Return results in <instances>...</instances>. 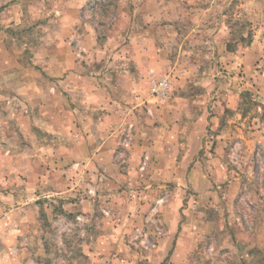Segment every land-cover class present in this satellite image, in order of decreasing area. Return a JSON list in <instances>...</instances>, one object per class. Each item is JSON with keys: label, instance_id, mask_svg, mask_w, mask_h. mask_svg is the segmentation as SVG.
<instances>
[{"label": "clouds", "instance_id": "clouds-1", "mask_svg": "<svg viewBox=\"0 0 264 264\" xmlns=\"http://www.w3.org/2000/svg\"><path fill=\"white\" fill-rule=\"evenodd\" d=\"M13 2L0 264H264V0Z\"/></svg>", "mask_w": 264, "mask_h": 264}, {"label": "rangeland", "instance_id": "rangeland-1", "mask_svg": "<svg viewBox=\"0 0 264 264\" xmlns=\"http://www.w3.org/2000/svg\"><path fill=\"white\" fill-rule=\"evenodd\" d=\"M100 0H96V5L99 6ZM15 7V3L13 2L11 5L8 3H5L3 6H0V28H3L5 32L11 33V29L5 26V21H8L9 23L12 22V16L14 15L13 9ZM11 99V97H9ZM7 115V113H5ZM259 146H257L258 148ZM253 161L256 160V152H253ZM42 229V235L40 236V239L44 243V252L50 253L53 252L54 255L51 260H45L43 261V264H71L72 257L70 255H67L63 250H60L57 248L55 237L57 236L58 232L61 236L67 231V225L60 219H57L56 217L53 218V223L48 224L46 221L42 223L41 226ZM65 243H67L65 241ZM69 252H71V248L68 249ZM38 264L40 262L38 261Z\"/></svg>", "mask_w": 264, "mask_h": 264}, {"label": "built area", "instance_id": "built-area-1", "mask_svg": "<svg viewBox=\"0 0 264 264\" xmlns=\"http://www.w3.org/2000/svg\"><path fill=\"white\" fill-rule=\"evenodd\" d=\"M165 86H166V82L161 81V87L163 88V87H165Z\"/></svg>", "mask_w": 264, "mask_h": 264}]
</instances>
